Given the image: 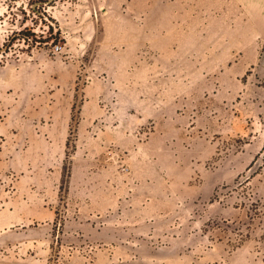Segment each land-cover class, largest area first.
Segmentation results:
<instances>
[{
    "label": "rangeland",
    "instance_id": "obj_1",
    "mask_svg": "<svg viewBox=\"0 0 264 264\" xmlns=\"http://www.w3.org/2000/svg\"><path fill=\"white\" fill-rule=\"evenodd\" d=\"M0 260L264 264V0H0Z\"/></svg>",
    "mask_w": 264,
    "mask_h": 264
},
{
    "label": "crops",
    "instance_id": "obj_2",
    "mask_svg": "<svg viewBox=\"0 0 264 264\" xmlns=\"http://www.w3.org/2000/svg\"><path fill=\"white\" fill-rule=\"evenodd\" d=\"M0 264H14V263H5L3 260H0Z\"/></svg>",
    "mask_w": 264,
    "mask_h": 264
},
{
    "label": "built area",
    "instance_id": "obj_3",
    "mask_svg": "<svg viewBox=\"0 0 264 264\" xmlns=\"http://www.w3.org/2000/svg\"><path fill=\"white\" fill-rule=\"evenodd\" d=\"M59 48H60V47L57 45V46H55V49H54V50H55V51H58Z\"/></svg>",
    "mask_w": 264,
    "mask_h": 264
}]
</instances>
